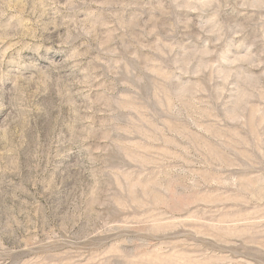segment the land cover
<instances>
[{"label":"rangeland","instance_id":"1","mask_svg":"<svg viewBox=\"0 0 264 264\" xmlns=\"http://www.w3.org/2000/svg\"><path fill=\"white\" fill-rule=\"evenodd\" d=\"M70 2L0 0V29L11 26L22 33L30 45L23 53L26 63L35 62L26 73H9L16 49L11 39L0 42V244L19 245L14 256L50 257L62 264H101L111 247L124 257L113 256L111 264L139 257L149 259L137 264H159L158 255L169 257V264H264V9L244 8L248 0H87L64 7ZM102 3L114 6L98 8ZM201 3L212 7H198ZM89 12L102 15L106 26L89 31L92 22L72 23L84 21ZM120 60L144 77L137 100L158 126L167 117L155 106L154 84L165 80L170 92L198 83L209 122L222 119L241 90L250 92L246 123L221 132L224 139L205 133L203 143L167 129L172 143L143 142L158 155L136 168L132 183H139L137 198L150 207L113 214L112 226L120 228L107 235L89 232L86 245L58 242L54 237L91 226L74 213L81 193L92 197V162L103 171L114 158L109 121L124 114L113 116L110 100L131 93L124 86L127 77L109 71L123 69ZM238 60H251L255 67L234 65ZM202 64L211 67L191 75ZM230 71L237 75L226 82ZM241 75L252 78L255 90L238 79ZM171 123L196 132L184 115ZM65 140L82 162L74 168L76 186L57 213L48 197L62 189ZM108 183L122 188L128 180L112 175ZM150 212L156 213L155 225L145 219ZM124 220L133 227H122ZM30 243L38 247L29 249Z\"/></svg>","mask_w":264,"mask_h":264},{"label":"clouds","instance_id":"2","mask_svg":"<svg viewBox=\"0 0 264 264\" xmlns=\"http://www.w3.org/2000/svg\"><path fill=\"white\" fill-rule=\"evenodd\" d=\"M86 2L87 0H72V2L64 5V7L73 9ZM92 2H95V0H92ZM8 6L7 4L4 5V7ZM50 6L58 7V5L55 4ZM113 6L114 5L102 3L98 5V8L102 9ZM127 7H130V5ZM187 7L193 8V5L190 4L187 5ZM198 7L210 8L212 4L201 3ZM243 7L251 10L264 9V0H248V2L244 3ZM109 15L111 16L112 14L109 13ZM93 16H96L95 21H92ZM89 22H92V29H89V31L97 27L106 26L103 16L97 15L96 12H89L88 17L84 21H73L72 23L83 26ZM241 32L242 30H238L237 35L241 34ZM21 35L22 33L12 29L11 26L0 29V42L11 39V47L16 49V55L13 57L14 67L8 69L9 73L13 75H19L33 70V65L35 63H26L29 58L23 53L30 45L29 42L20 38ZM101 47H104V45H101ZM76 55H79V53H76ZM203 55L210 56L212 53L204 52ZM59 59V56L54 57V60ZM240 63H247L255 67V65L251 64V60H238L233 62L234 65ZM119 64L124 66L123 69L112 67L109 71L114 75L123 73L127 77L124 86L127 89H131V93L110 100V104L114 105L112 115L117 116L119 113L124 114L123 117L114 118L109 121L110 128L108 129V136L112 137L110 147L114 154V158L109 162L110 167L104 166L103 171L95 168V165L99 163L98 161L92 162L94 167L93 178L95 180V183L92 185V197H86L81 193L78 206L74 213H78L86 219H89L91 221V226L88 230L72 233L70 236L54 237L58 242L63 241L70 242L74 245H86L89 232L93 235L97 232L107 235L120 228L112 226L114 222H112L111 216L113 214L123 217L133 208L144 209L150 207V205L146 203L145 198H137L138 189L140 187L139 183H132L137 177L134 175L136 168H145L146 165L153 163L155 157L158 155V153L153 152L151 149L144 148L143 142L151 140L154 143H160L161 138H163L166 143H172L173 141L168 140L165 136V129H167L168 132L175 136H179L183 139L192 138L203 143L205 141L202 140V136H205V133L207 134L206 137L224 139L221 132H229L231 129L243 126L246 123V113L251 107L250 101L253 98L250 92L241 90L234 101L232 109L225 112L222 119L209 122L208 118L211 114L202 109L201 105L205 102L198 99L200 94L203 93V89L198 83L183 84L176 88L175 91L170 92L164 87V84L168 82L165 80L154 84L153 99L155 101V106L160 113L167 117V119L161 122L164 126H158L150 118L149 108L142 106L137 100L139 86L144 83V77L137 76L134 70L131 69L124 60H120ZM209 67L211 66L202 64L197 67L196 71L192 72L191 75L199 77L204 71L208 70ZM34 70L40 71L41 68L35 67ZM146 71L153 77H159V72L152 73L151 68H146ZM0 74H2V69H0ZM181 74L188 75V72L182 71ZM236 75L235 71L226 73V82ZM238 79L247 88L255 90L251 77H244L241 75ZM21 83L25 82L21 81ZM17 91H19V89H17ZM182 115L186 116L187 121L192 128L196 129V132H192L188 127L181 128L171 123V121ZM231 135L235 136L236 133L232 131ZM65 145V158L61 161V168L63 170L62 189L58 192H53L48 197L52 200L50 207L57 213L62 210L64 201L71 193L73 187L76 186L74 182L78 180V176L74 168L77 164H81L82 162V157L79 155L76 148L67 140H65ZM134 149H140V151H133ZM129 169H131V171H129ZM112 175H120L122 179H127L128 183H125L122 188H117L115 185L108 183V178ZM146 195H148V193H146ZM53 197H55V199H52ZM58 201L60 202L59 206H57ZM72 203L77 204V201L74 200ZM155 216V212H150L145 219L148 223L155 225L156 220L153 219ZM121 224L124 228L133 227V225L126 220ZM42 243L46 245L48 239L46 238ZM28 247L32 249L38 246L30 243ZM13 251H21L20 246L17 245L15 248L10 249L0 244V264H62V262L57 259L43 256L25 259L23 256L12 255ZM115 255L124 258L123 254L118 253L115 247H111L109 250L104 251L101 264H111V260ZM97 259H100V257L97 256ZM145 259L149 258L139 257L135 261H128V264H137V261H143ZM154 259L155 261H159V264H169L171 261L169 257L164 255H158Z\"/></svg>","mask_w":264,"mask_h":264}]
</instances>
